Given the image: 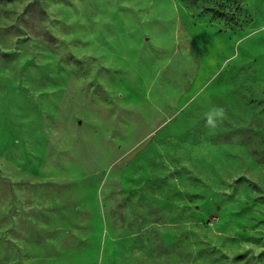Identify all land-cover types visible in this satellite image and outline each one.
Returning a JSON list of instances; mask_svg holds the SVG:
<instances>
[{"label": "rangeland", "instance_id": "374dc122", "mask_svg": "<svg viewBox=\"0 0 264 264\" xmlns=\"http://www.w3.org/2000/svg\"><path fill=\"white\" fill-rule=\"evenodd\" d=\"M0 264H264V0H0Z\"/></svg>", "mask_w": 264, "mask_h": 264}, {"label": "clouds", "instance_id": "9594fccd", "mask_svg": "<svg viewBox=\"0 0 264 264\" xmlns=\"http://www.w3.org/2000/svg\"><path fill=\"white\" fill-rule=\"evenodd\" d=\"M219 115H220V117L222 119V117H223V111L222 110H220Z\"/></svg>", "mask_w": 264, "mask_h": 264}]
</instances>
